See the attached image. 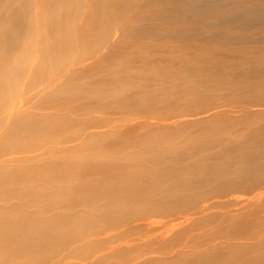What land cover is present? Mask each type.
Returning <instances> with one entry per match:
<instances>
[{
    "label": "bare ground",
    "instance_id": "1",
    "mask_svg": "<svg viewBox=\"0 0 264 264\" xmlns=\"http://www.w3.org/2000/svg\"><path fill=\"white\" fill-rule=\"evenodd\" d=\"M144 1L120 3L118 11L126 14L110 21L107 13L103 28L88 35L82 17L55 13L70 0H49L48 6L26 0V17L17 0L0 2V264H107L113 257L125 264H171L185 262L180 255L189 247L195 248L188 257L194 264H264V201L230 207L235 191L253 192L264 184V145H257L264 141V122L261 134L239 137L220 118L232 111L202 95L230 89L238 94L215 104L244 105L234 112L264 118L253 109L264 105V0ZM161 5L158 14L170 26L164 33L180 37L177 44L142 54L134 42L128 62L113 61L120 44L111 40L113 33L136 21L139 11ZM45 7L54 12L50 27L66 35L53 42L52 54L62 53L60 62L49 61L55 72L45 73L28 100L57 97L49 94L65 86L64 97L74 98L69 102L84 101L39 105L49 112L35 114L15 103L23 80L32 77L29 59L37 45L46 44ZM67 18L85 31L64 28ZM85 40L89 51L80 50ZM100 111L106 124L93 121ZM134 115L146 116L129 117ZM204 122H215L214 128L190 135L174 150L164 144ZM74 128L76 133H67ZM215 148L212 154L226 149L229 156L208 162ZM157 216H175L187 226L159 241L127 238ZM205 218L213 227L199 230L203 241L196 246L187 237L204 227L197 225ZM175 243L180 248L168 253Z\"/></svg>",
    "mask_w": 264,
    "mask_h": 264
},
{
    "label": "rangeland",
    "instance_id": "2",
    "mask_svg": "<svg viewBox=\"0 0 264 264\" xmlns=\"http://www.w3.org/2000/svg\"><path fill=\"white\" fill-rule=\"evenodd\" d=\"M26 0H17V2L15 3V6L17 7V9H19L21 14H24V17L27 16L28 14V10L24 11L22 9V4L25 2ZM108 1L110 0H70V4L68 6V8H63L61 11L56 10L55 13H62L64 15L67 16H73V13H75L76 15L82 17L83 20L85 21V29L87 30L86 35H88L89 32H92L93 27H95V30H98L103 28L101 27V18L103 17V20L106 18V16L108 15L107 13H109V19L111 21V17L112 16H116L119 13L121 15H125L126 14V10L123 9L121 11H118V5L124 4L126 2H130L131 0H111L112 5L110 3H108ZM146 1V0H145ZM144 1V2H145ZM0 2H8V0H0ZM49 0H45V6L46 3H48ZM72 4V5H71ZM81 4V8H79V5ZM76 5H78V7H76ZM109 6H112V10L109 9ZM163 8V5L159 6V7H155V8H150L148 10H141L138 13L139 18L134 22L130 23V24H125L122 29L120 31H117V34H115V32L113 33V36L111 37V40L114 41H118L119 47L116 50V52L114 53L116 56V59H113V61L116 60V62H128L129 59H125V55L131 51V47H135L134 42H139V44L142 47V54H145L146 51H148L150 48L152 47H161L164 49L169 48L170 45L172 44H177L174 43L175 41H177L180 37L178 36H174V35H166L164 32H166L165 28H169L170 26L168 24H166L165 21L162 20V18L160 17V14H158V11H160ZM54 13V12H53ZM52 11L51 9L49 10L48 7H45V10L43 12V18H46V22L43 28V38L46 39V44L45 46L43 45H37V49L38 51L32 55V57L29 59L30 63H29V68L32 69V77L30 79H24L22 82V90L19 91L18 93V98L16 100V108H20L21 110H29L32 111L35 114H42V113H47L49 112V110L43 109L40 110L38 109L39 105H77V104H82L83 103V99L75 101V102H69L70 100H74V98H72L71 96H67L64 97V91L66 90L65 86H61V92L60 94L55 92V93H51L49 94L50 96L52 95H57V97H48L42 101V99L44 98V96H39L36 99H32V100H28V97L31 95V93H35V84H39L40 82H42L43 78L45 77V75L48 73V71H54L56 69H52L54 63H50L49 61H55V62H60L61 61V54L62 53H53L52 54V50L56 47V44L54 43V48H53V42L54 39L56 37L59 36H64L66 35V31L64 33L59 32V28L58 27H54L52 29V27H50L51 25V18L52 17ZM51 18V19H50ZM63 18H65L63 16ZM68 21L70 18H67ZM113 19V18H112ZM76 25V26H75ZM64 28H66L67 30H71L72 28H76L78 31H80L81 33L83 31H85V29L81 28L79 23H73L72 21H69L68 23H66L64 26ZM153 27H157L158 29H155ZM112 30L114 31V27H112ZM14 30L10 31L13 32ZM162 31V32H159ZM154 32H157L158 35L154 36L152 34H154ZM16 33V32H13ZM90 41H86L85 42H80V50H84V51H89V49L91 48V45L89 43ZM40 44V43H39ZM90 45V46H89ZM51 52V53H50ZM126 52V53H124ZM51 54V55H50ZM48 57V60L45 61L46 57ZM167 61H164L163 63H166L169 61V56H167ZM132 58V57H131ZM141 59H143V57H141ZM86 63H90V61H87ZM150 63H156V62H150ZM50 64H52V66H50ZM141 65H146L147 67H153V64H146L143 63V61L140 62ZM45 66V68L47 69V72H44L42 74H40L39 72L41 71L39 68ZM46 73V74H45ZM42 75V77L40 76ZM194 77V76H193ZM97 78V77H95ZM176 78H180V77H176ZM227 78V77H225ZM79 82H83L81 80H79ZM212 86H216V88L220 87L218 86V84L212 83ZM113 88V87H112ZM29 91V93H27ZM31 91V92H30ZM238 94V92H231L230 89H225L219 92L216 91H207V92H202V95L205 96V98L209 101L213 102V106H219V108H221L222 110H231L232 112H228L226 116H221L220 118L224 119L222 124L223 126H229L230 128L226 129L228 132H232L233 134L240 136H245V137H251L254 136L256 134H261L262 133V123L264 122V118L263 117H259L256 118L257 116H259L260 114L258 113H254V115H248L247 113H235L234 111H240L243 109L244 105H217V104H227L229 101H231L236 95ZM217 103V104H215ZM9 104H11L9 102ZM8 104V105H9ZM79 104V105H80ZM114 104H116V102H114ZM188 105H197L195 103H190ZM24 106V107H21ZM33 106V107H32ZM249 106V105H248ZM260 107H255L253 108L255 111L257 110H262L263 114H264V105H259ZM35 107V108H34ZM224 107V108H223ZM205 109V107L199 105L198 110H203ZM214 111V110H213ZM212 111V112H213ZM61 114V113H60ZM94 116H98L101 118H98L96 120H93L95 122H100L105 123L107 122V120H105L103 118L104 114L100 111V112H96L93 114ZM62 116H66L65 114H63ZM146 115H141V116H129L131 117V119H138L140 118H144L145 119ZM85 117H89V116H85ZM128 117V118H129ZM246 118H256L254 120H252L250 123H248L245 119ZM260 118H262V121L259 120ZM259 119V120H258ZM70 118H67L66 121H70ZM92 121V123H93ZM98 123V124H100ZM135 121L130 122L129 124H134ZM214 123L215 122H204L201 124H197L194 126L189 127L187 130H185L184 132L180 133L179 135H174L173 137L169 138L164 144L166 146H171V150H174L176 147L180 146L181 144H185L188 142V138L190 135H195L196 133L204 130V129H213L214 128ZM106 124V123H105ZM11 125V122H8L9 126ZM76 125V124H75ZM29 127V125H27ZM77 128H74L73 130H69L67 133L68 134H74L77 131ZM143 131L145 130H138L137 135H143ZM3 130L0 131V133H2ZM153 133L152 135L157 134ZM47 140V139H46ZM149 139H145V141H148ZM49 144H51V142H49ZM46 145V146H49ZM258 146H263L264 145V141L258 142L257 143ZM218 151V148H215L213 150H211L209 153H215ZM205 152L201 151L200 153H197L198 159L201 157V155H204ZM171 156H175L173 154H170ZM229 156V152L226 149H221L218 154H212V155H208L205 158H207L208 162H214L217 160H224ZM262 157L264 158V155H262ZM216 183L207 185L206 188H211L213 185H215ZM262 188V189H261ZM257 194H262L261 197L257 198V196L255 195ZM242 195V196H240ZM253 196V197H252ZM251 197V198H250ZM260 199L259 201L255 202V200ZM260 201H264V184L262 185V187H260L259 189L254 190L253 192L251 191H247V190H239V191H235L233 193L232 198L230 199V207L231 209H237V208H241L244 207L246 205H248L249 203H259ZM254 203V204H255ZM236 205V206H235ZM179 215V214H177ZM183 216V214H182ZM171 219V220H170ZM210 218H205L199 225H197V227H202L203 228H196L197 230L192 231L188 237L190 239H192V243H196V246H198V244H201V242L203 241L202 237L197 236L198 234H201L203 231H205L208 228L213 227V224H209L210 222ZM179 219H176L175 216H157V217H153L151 219H149V221L147 222V225L142 226V228L133 231V233L130 232V235L127 238H134V237H140V238H150L152 241L156 240L159 241V239H161L163 236L167 237V236H171L173 237L175 233L179 232L182 229L183 225L187 224V221L182 222V224H180ZM184 221V220H183ZM187 226V225H186ZM161 229V230H160ZM202 232H200V231ZM155 233V234H154ZM191 235L193 237H191ZM127 238L123 239L126 240ZM187 240H185L186 242ZM191 243V245H192ZM193 243V244H194ZM157 246L154 245V248H156ZM168 253L171 254H175L174 250H177L180 248V244H171L168 246ZM150 249V248H149ZM174 249V250H171ZM195 249V248H194ZM194 249L192 247L189 248H185V252L182 253L180 255V257H185L186 261L185 262H177V263H171V264H194L193 259L192 258H188L189 256H191V254L193 253ZM148 255L146 256H166L162 255V254H154L151 252L146 253ZM154 254V255H151ZM114 256V255H113ZM179 257V258H180ZM188 258V259H187ZM78 261H81V259H77ZM88 262V261H85ZM84 262V263H85ZM126 261H123L121 258L119 257H113L111 258L107 264H125ZM87 264V263H86ZM101 264H106V263H101ZM160 264H166L164 262H161Z\"/></svg>",
    "mask_w": 264,
    "mask_h": 264
}]
</instances>
